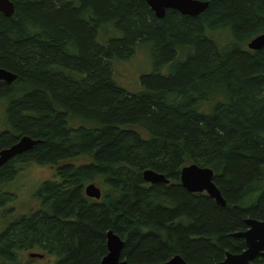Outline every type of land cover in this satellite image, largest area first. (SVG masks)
<instances>
[{
    "label": "trees",
    "instance_id": "1",
    "mask_svg": "<svg viewBox=\"0 0 264 264\" xmlns=\"http://www.w3.org/2000/svg\"><path fill=\"white\" fill-rule=\"evenodd\" d=\"M11 1L14 14L0 12V67L17 78L0 81V150L22 136L40 142L0 168V184L16 160L56 178L39 188V210L0 232V264L34 248L56 264H100L109 230L131 264L175 255L216 264L241 252L244 239L230 234L264 220V47L247 48L264 33V0H207L196 17L167 10L162 19L144 0ZM219 30L224 47L209 35ZM146 42L158 65L130 94L112 65ZM193 163L213 170L225 206L181 186ZM148 169L169 183L148 184ZM91 183L100 200L85 195Z\"/></svg>",
    "mask_w": 264,
    "mask_h": 264
},
{
    "label": "water",
    "instance_id": "2",
    "mask_svg": "<svg viewBox=\"0 0 264 264\" xmlns=\"http://www.w3.org/2000/svg\"><path fill=\"white\" fill-rule=\"evenodd\" d=\"M148 7L158 19L164 18L167 10H175L183 16L196 17L204 12L209 1L207 0H144ZM0 12L5 16L11 17L14 12V4L11 0H0ZM249 50H260L264 47V33L250 40L247 44ZM17 75L0 67V81L8 84L15 81ZM30 136H22L19 140L8 148L0 150V168L11 158L30 150L39 143ZM213 170L208 167H201L195 163L185 165L180 170V184L191 193L206 192L208 196L214 199L221 206L226 205V201L221 195L213 181ZM143 179L147 183L168 184L169 180L162 174L152 170H145L142 173ZM84 193L89 198L100 199L101 191L91 183L84 188ZM247 228L240 232L231 233V237L242 238L245 242V248L239 253L226 252L224 259L216 264H253L258 258H264V220L246 219ZM107 254L102 258L100 264H131L126 260H121V253L124 247L123 239L113 230L107 232L106 239ZM31 257L42 258V255L30 254ZM162 264H187L185 260L175 255Z\"/></svg>",
    "mask_w": 264,
    "mask_h": 264
},
{
    "label": "rangeland",
    "instance_id": "3",
    "mask_svg": "<svg viewBox=\"0 0 264 264\" xmlns=\"http://www.w3.org/2000/svg\"><path fill=\"white\" fill-rule=\"evenodd\" d=\"M65 1L78 3L79 0ZM209 35L216 41H220L222 47L226 44L225 40H228L226 32L222 30L210 32ZM154 45V42L143 43L136 48L133 56L129 59H120L113 62V79L128 93L136 94L140 92L143 85L141 83L142 78L158 65L154 64L157 60L156 52L154 54ZM168 71L172 73L171 66H169ZM4 106L3 103L0 105V132L6 130L3 119ZM206 111L208 112V110ZM82 160L84 159H76L78 162ZM55 178L54 168L31 163L24 165L22 169L20 165L13 178L0 184V191L11 194L9 200L6 197L0 200V232L7 224L16 220L18 216L29 215L39 210L42 199L37 196V192L43 183ZM31 252L43 253L39 248L20 250L15 253V263L13 264H56L57 257L55 256L45 254L43 258H31Z\"/></svg>",
    "mask_w": 264,
    "mask_h": 264
},
{
    "label": "flooded vegetation",
    "instance_id": "4",
    "mask_svg": "<svg viewBox=\"0 0 264 264\" xmlns=\"http://www.w3.org/2000/svg\"><path fill=\"white\" fill-rule=\"evenodd\" d=\"M14 158L15 157H13V158H11L9 161H12V160H14ZM8 162V161H7ZM21 161H19V160H16V161H13V163H17V165H16V167H17V169L15 170V173L16 172H18V169H19V166L21 165V169H22V167H24V165H27V164H31V163H33V162H27V161H25V162H22V163H20ZM24 164V165H23ZM33 164H37V163H33ZM37 165H39V164H37ZM2 168V167H1ZM38 254V253H37Z\"/></svg>",
    "mask_w": 264,
    "mask_h": 264
},
{
    "label": "bare ground",
    "instance_id": "5",
    "mask_svg": "<svg viewBox=\"0 0 264 264\" xmlns=\"http://www.w3.org/2000/svg\"><path fill=\"white\" fill-rule=\"evenodd\" d=\"M256 37H257V36H256ZM254 38H255V37H254ZM87 185H89V184H87ZM87 185H85V187H86ZM85 187H84V188H85ZM217 188H218V187H217ZM224 200H225V199H224ZM238 232H240V231H238ZM234 233H235V232H234ZM233 238H235V237H233ZM106 239H107V235H106ZM235 239H238V238H235ZM239 239H240V238H239ZM35 254H37V253H35ZM38 255H42L43 257L45 256V254H43V253H42V254H41V253H38ZM30 257H31V256H30ZM43 257H42V258H43ZM221 261H222V260H221ZM221 261H219V262H221ZM219 262H217V263H219Z\"/></svg>",
    "mask_w": 264,
    "mask_h": 264
}]
</instances>
